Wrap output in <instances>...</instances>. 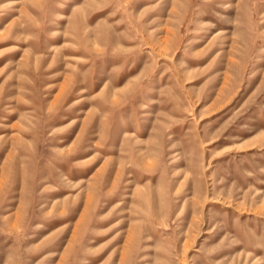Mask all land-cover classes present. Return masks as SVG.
Here are the masks:
<instances>
[{
	"label": "rangeland",
	"instance_id": "374dc122",
	"mask_svg": "<svg viewBox=\"0 0 264 264\" xmlns=\"http://www.w3.org/2000/svg\"><path fill=\"white\" fill-rule=\"evenodd\" d=\"M0 264H264V0H0Z\"/></svg>",
	"mask_w": 264,
	"mask_h": 264
}]
</instances>
